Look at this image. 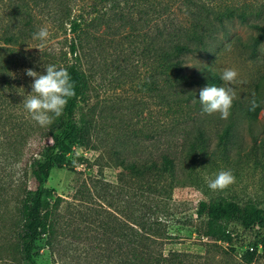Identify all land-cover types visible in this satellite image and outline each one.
I'll return each mask as SVG.
<instances>
[{"label":"rangeland","instance_id":"obj_1","mask_svg":"<svg viewBox=\"0 0 264 264\" xmlns=\"http://www.w3.org/2000/svg\"><path fill=\"white\" fill-rule=\"evenodd\" d=\"M77 1L71 4L75 10L90 12L89 0ZM214 2L220 12L228 9L243 14L246 23L237 17L224 19L222 25L216 23L215 30L205 37L203 49L182 58V82L172 75L159 81L158 65L150 56L143 30L132 45L123 44L121 49L116 39L107 40L100 48L95 42L91 45L82 61L89 91L74 116L78 126L89 123L86 144L74 147L66 166L53 169L43 185L52 198L63 200L58 209L62 227L50 243L46 237L36 243L35 264H105L104 237L97 226L105 214L98 205L117 218L128 212L139 216L161 211L168 220L169 236L162 264H203L208 255L216 262L226 258L224 252L209 247L214 242L204 236L206 219L196 217L199 202L229 201L264 209V39L256 43L259 34L248 25L264 27V0ZM33 22L37 24L34 18ZM42 27L48 29L49 36L56 34L51 24L43 22L36 28ZM70 38L68 32L61 31L43 47L52 45V50L60 52ZM40 45L30 43L25 62L33 71L45 74ZM52 60L49 57L48 62ZM224 67L238 72L231 85L236 97L227 119L219 113L204 114L199 102L201 88L228 86L225 82L189 84L220 78ZM253 100L261 106L254 117L247 113ZM226 128L228 133L223 135ZM31 140L38 142L35 133ZM22 154L25 159L26 151ZM163 155L173 158L174 167H165L156 175L151 172L137 179L121 167L149 165L150 160L158 161ZM221 170H230L235 182L222 190L209 189L208 181ZM35 187L30 180L28 188L34 191ZM13 209L10 204L7 215ZM105 217V226L113 224L111 217ZM64 218L73 222L65 223ZM11 224L6 220L0 235L7 258L16 254L8 237ZM224 232L231 234V246L217 245L231 248L236 263L257 244L258 257L253 264H264V230H245L237 222L220 223L218 234Z\"/></svg>","mask_w":264,"mask_h":264},{"label":"trees","instance_id":"obj_2","mask_svg":"<svg viewBox=\"0 0 264 264\" xmlns=\"http://www.w3.org/2000/svg\"><path fill=\"white\" fill-rule=\"evenodd\" d=\"M73 1L0 0V235L6 220L13 223L8 237L16 253L7 258L0 236V264H35L36 243L43 237L50 243L60 232L62 216L58 209L63 200L57 196L52 198L51 191L43 185L53 169L66 166L67 157L74 147L86 144L89 123L78 126L74 116L89 91V78L82 61L94 42L100 48L107 40L116 39L119 42L117 48L121 49L123 44L132 45L143 30V39H149L148 52L158 65L159 81L166 75H172L175 81L182 82V58L203 49L205 37L215 30L216 23L222 25L224 19L232 20L234 17L246 23L243 14L228 12V9L225 12L217 10L219 4L215 0L212 3H205V0H89L90 12L87 14L75 10L71 5ZM43 22L55 28V37L61 31L71 35L60 52L52 50V45L43 47L40 52L45 65L66 69L75 86V95L68 99L62 114L53 116V122L46 126L34 121L23 106V98L27 91L31 93L32 83V78L24 72L31 66L25 62L28 58L26 51L30 43L41 44L38 43L40 40L33 39V35L38 24ZM248 25L259 34L256 43L264 39L263 26ZM54 36H49V39ZM64 48L66 50L62 51ZM49 57L52 62H48ZM219 82L220 78L214 76L203 82L193 80L189 84ZM255 104L254 109L250 107L247 110L252 117L261 108L258 102ZM228 130L226 128L223 135H227ZM32 133L36 134L37 143H30ZM48 140L50 142H46ZM23 150L26 151L25 159ZM121 167L141 179L151 172L156 175L165 167L173 169L174 161L163 155L158 161L150 160L149 165L122 164ZM158 176L162 179V174ZM30 180L36 186L34 191L28 188ZM81 203L86 201L81 200ZM10 204H14V209L7 215ZM98 206L107 218L113 219V224L105 226V216H102L97 225L104 237L105 264H162L163 247L169 236L168 220L161 211L143 212L139 216L128 212L117 218L111 211ZM196 217L206 219L204 236L214 242L209 247L224 252L226 257L216 262L214 256L208 255L203 264L255 262L257 244H253L251 251L245 252L236 263L229 253L231 248L217 245L231 246V234L224 232L220 236L218 228L220 223L237 222L245 230L256 227L264 230V209L253 205L240 207L229 201L199 202ZM63 221L73 222V219L64 218Z\"/></svg>","mask_w":264,"mask_h":264},{"label":"clouds","instance_id":"obj_3","mask_svg":"<svg viewBox=\"0 0 264 264\" xmlns=\"http://www.w3.org/2000/svg\"><path fill=\"white\" fill-rule=\"evenodd\" d=\"M46 27L40 28L33 35V39L40 40V48L49 38ZM40 48H37L40 50ZM45 74L25 69L24 72L32 78L31 93L23 98V106L31 118L41 126L50 125L53 116L59 117L68 99L75 95L74 84L71 82L68 71L57 68L56 65H43ZM192 67V66H187ZM238 72L234 68L224 67L220 70V79L228 86L209 85L199 91V102L204 114L219 113L222 119H227L229 110L236 92L231 85L236 82ZM257 105L252 101V108ZM235 182V177L230 170H221L214 174V178L208 181L211 190L224 189Z\"/></svg>","mask_w":264,"mask_h":264}]
</instances>
